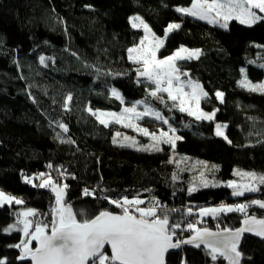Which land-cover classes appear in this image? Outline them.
I'll return each mask as SVG.
<instances>
[{
	"label": "trees",
	"instance_id": "trees-1",
	"mask_svg": "<svg viewBox=\"0 0 264 264\" xmlns=\"http://www.w3.org/2000/svg\"><path fill=\"white\" fill-rule=\"evenodd\" d=\"M188 6L190 0H0V189L24 201L0 206V259L7 264H31L28 258L19 259L21 249L11 247L24 240L22 232L3 231L16 223L17 213L36 209L37 216L30 218L50 224L54 193L34 186L40 181L35 173H48L58 184H67L66 201L89 218L102 210L120 212L105 196L140 194L148 204L155 197L167 209L181 210L170 213V222L185 226L183 233L177 231L182 239L191 235L183 221L192 223L197 216H186L189 206L247 199L233 196L225 186L191 193L188 189L205 164L219 183L235 180L237 171L264 174V93L238 83L245 74L254 84L264 83V20L251 26L231 20L223 29L175 10ZM134 15L141 16L158 36H164L169 23L181 24L168 35L160 56L181 45L201 50L198 59L181 61L180 68L209 94L202 107L218 109L214 120L197 121L171 108L166 95L167 106L148 95V82L137 77L138 65L128 59L127 49L143 36L130 23ZM113 87L125 103L147 100L161 111L182 137L175 148L139 150V136L134 137L136 146H129L121 138L126 136L124 131L113 143L122 130L101 125L87 110L120 111L123 103L111 95ZM217 91L224 94L223 102L216 98ZM69 94L72 100L66 110ZM58 122L67 125V133ZM217 123L227 125L231 144L215 135ZM143 124L162 125L150 118ZM68 140L75 143L61 142ZM22 173L33 183H25ZM84 189L95 190V195L85 196ZM248 197L264 200V185ZM250 211L249 215L264 217L257 206ZM242 219L235 212L207 216L198 227L236 229ZM46 231L50 234V228ZM36 246V241L30 245ZM238 250L243 254L240 264H264V240L245 234ZM167 264H225V259L218 256L213 261L203 246H188L170 254Z\"/></svg>",
	"mask_w": 264,
	"mask_h": 264
},
{
	"label": "snow or ice",
	"instance_id": "snow-or-ice-1",
	"mask_svg": "<svg viewBox=\"0 0 264 264\" xmlns=\"http://www.w3.org/2000/svg\"><path fill=\"white\" fill-rule=\"evenodd\" d=\"M175 10L182 15L219 25L223 29L228 28V22L231 20H238L241 24L249 26L264 20V15H260L264 14V0H190V6L177 7ZM131 19L138 21V23H132V27L143 28L144 35L138 44L127 49L128 59L139 65L136 68V74L138 78L143 77L144 81L148 82L150 86L148 95L167 106L162 95L166 93L167 100L172 102L171 108H178L181 113L186 112L189 116L195 117L197 121L214 120L218 109L209 113L200 107L201 100H207L209 94L203 90L202 85L190 78L182 81L181 76L187 77L188 73L182 72L178 67L180 61L198 59L202 54L201 50L188 49L181 45L171 55L158 58V52L164 47L168 35L180 29L181 24L169 23L164 29V38H161L141 17L136 16ZM40 62L45 63L43 56L40 57ZM240 71L244 73L243 68ZM238 83L249 91L264 93V83L253 84L247 79L246 74L244 79ZM186 88L190 91H185ZM111 95L123 103V97L116 88L111 89ZM215 96L223 102L222 92L217 91ZM71 100L72 96L69 94L64 103L66 110ZM139 104L144 105L143 111H137ZM87 110L105 127L110 123L123 124L124 127L135 128L144 136H150L152 143L141 146L139 150L162 151L161 143L170 145L174 149L176 142L182 139L175 135L176 129L169 124L161 111L151 107L147 100L136 101L131 107H125L119 113L93 110L90 107ZM144 117H153L167 124L169 131H160L157 135L155 132L150 133L147 128L138 127L133 122ZM58 126L64 133L68 132L66 124L58 122ZM226 127L227 125L216 124L215 135L223 137L231 144L232 142L222 131ZM120 136L121 133L117 132L113 137V143H118L116 137ZM123 140L131 141L129 146L137 144L132 137L124 136ZM61 142L75 143L72 140ZM205 167L207 168L206 164ZM216 167V165L211 166V168ZM208 170L211 171V169ZM236 174L247 177L248 182L239 184L235 181L227 182V187L233 189L232 195L235 197L258 192L260 191L259 185H264V174L239 171ZM21 175L25 183H33L32 177L24 173ZM60 175L63 176L64 172H60ZM38 176L41 182L34 186L48 188L54 193L55 204L51 208L50 224L29 219L37 216L38 213L36 209L28 208L16 214V223L3 229L4 232L13 230L23 232L27 239L11 247L21 249L19 259L30 258L32 264H166V254L169 250L178 249L185 244L194 245L196 248L203 245L213 261H216L219 256L228 260L229 264H240L243 254L238 248L243 234L252 233L264 239V218H257L255 214L249 215L248 211L253 206L264 210V200H251L237 204L222 203L217 207H199L200 217L215 218L220 214L240 213L243 215L240 221L241 227L212 231L208 227H198L197 223L187 222L185 219L183 225H186V230H189L191 235L182 239L177 237V231L183 233L185 226H182L180 221L170 222V213L181 210L167 209L155 197L148 206L142 207L145 200L140 198V194L132 198L122 195L115 199L105 196L103 199L120 209V212L102 210L89 218L83 210L74 211L72 205L66 201L67 184H58L51 176L45 179L44 173H39ZM200 183L208 187L212 182L205 178L204 172H201ZM188 191L189 193L194 192L196 188L190 187ZM83 194L92 196L95 195V190L84 189ZM13 203L22 205L24 201L0 191V206ZM191 215H193V208L189 206L186 216ZM78 216L81 219H78ZM198 223H203V221H198ZM49 228L50 234L46 231ZM30 229L34 230L30 231ZM33 241L37 243L35 249L30 247ZM106 246L110 249V255ZM0 264H7L6 259H0Z\"/></svg>",
	"mask_w": 264,
	"mask_h": 264
},
{
	"label": "rangeland",
	"instance_id": "rangeland-1",
	"mask_svg": "<svg viewBox=\"0 0 264 264\" xmlns=\"http://www.w3.org/2000/svg\"><path fill=\"white\" fill-rule=\"evenodd\" d=\"M259 14V13H258ZM260 15H264V14H260ZM136 16H139V15H134V16H132V17H136ZM131 17V18H132ZM139 17H141V16H139ZM130 18V23H131V25H132V23H138V21H133L132 19ZM142 18V17H141ZM194 18V17H193ZM143 19V18H142ZM197 19V18H196ZM144 20V19H143ZM145 21V20H144ZM201 21H204V22H207V21H205V20H201ZM146 22V21H145ZM230 22V21H229ZM228 22V23H229ZM147 23V22H146ZM172 23H179V22H172ZM148 24V23H147ZM211 24V23H210ZM149 25V24H148ZM214 25H216V24H214ZM245 25H247V24H245ZM149 27H150V25H149ZM151 28V27H150ZM136 29H140V30H142L143 31V28H136ZM152 29V28H151ZM153 31V30H152ZM154 32V31H153ZM143 35H144V31H143ZM158 36V35H157ZM159 37H161V38H164V36H159ZM138 44V43H137ZM135 46V45H134ZM133 47V46H132ZM185 47V46H184ZM186 48H188V47H186ZM188 49H191V48H188ZM161 50V49H160ZM171 55V54H170ZM165 57V56H164ZM158 58H163L162 56H160V51L158 52ZM181 62V61H180ZM180 62H178V67H180ZM138 67H139V65H138ZM181 69V68H180ZM182 72H184V71H182ZM143 78V77H142ZM144 79V78H143ZM185 79H189V77L187 76V77H185V76H181V80L183 81V80H185ZM191 79V78H190ZM192 81H195V80H193V79H191ZM196 82V81H195ZM254 84V83H253ZM185 91H190V89H188V88H186L185 89ZM162 95H166L167 96V94L166 93H164V94H162ZM122 96V95H121ZM140 101V100H139ZM134 103V102H133ZM133 103H131V104H127V103H125V100H124V98H123V107H122V109L123 108H125V107H131L132 106V104ZM200 107H201V109L203 110V111H205V112H212V111H207V110H205V109H203V107H202V100H201V102H200ZM93 110H97V109H99V110H101V111H105V112H116V113H119V112H121L122 111V109L120 110V111H112V110H107V109H100V108H92ZM143 109H144V105L143 104H139V105H137V111H143ZM145 118H150V119H153V120H155L153 117H144V118H142V119H140V120H134L133 122L136 124V125H138V127H141V128H147L148 130H149V132L150 133H152V132H155L157 135H159V133H160V131H169V126L167 125V124H163L161 121H158V122H160L162 125H160L159 124V126L158 127H150V126H148V125H145V124H143V120L145 119ZM157 121V120H156ZM217 124H219V123H217ZM109 125H114L115 127H117V129H118V131H120V130H122V131H120V133H121V136H122V132L124 131L125 132V134H126V136L127 137H132V138H134L135 136H139V139L140 140H142V145H146L147 143H152V140H151V137L150 136H144L142 133H140L139 131H137L135 128H128V127H124V125L123 124H115V123H110ZM222 125H225V124H222ZM222 131H224V133H225V135H226V128H224V129H222ZM171 134V133H170ZM175 135H177V136H180L179 135V133H178V131L176 130V133H175ZM122 138V140H123V137H121ZM135 139V138H134ZM135 141H136V139H135ZM127 142H130L131 143V141H127ZM137 143H138V141H136ZM141 145V146H142ZM163 145H165V146H170V145H167V144H163V143H161L160 144V146H163ZM171 147V146H170ZM172 148V147H171ZM198 168V167H197ZM201 172H204V175H205V178L208 180V181H210V182H212V183H210L209 184V186H212V187H219V186H225V187H227V182L226 183H219V182H217V181H215V179L213 178V177H211V175H209V173H208V171H207V169H206V167H203V166H201V168H200V173ZM239 172H243V171H239ZM200 173H199V175L197 176V178L195 179V184H194V186H192V187H195L196 189H199V188H204V186H202V184L200 183ZM48 176H50V175H48V173H46L45 174V179L48 177ZM39 178V177H38ZM52 178V177H51ZM53 179V178H52ZM40 180V179H39ZM54 180V179H53ZM233 181H235L236 183H247L248 182V178L247 177H241V176H239V175H237L236 174V179L235 180H233ZM41 182V180L39 181V183ZM56 182V181H55ZM58 183V182H57ZM213 185H215V186H213ZM208 186V187H209ZM260 186L261 185H259V188H260ZM231 189V188H230ZM232 191H233V189H231ZM0 191H3V190H1L0 189ZM4 193H6L5 191H3ZM256 193V192H255ZM255 193H245V195L244 196H242V197H237V198H244V197H246L245 199L246 200H241V201H239V202H236V203H233V204H237V203H245V202H248V201H251V200H254V199H252V198H249L248 196H250V194H255ZM6 194H8V193H6ZM10 195V194H9ZM13 196V195H12ZM16 197V196H15ZM18 198V197H17ZM249 199V200H248ZM222 204V203H221ZM223 204H229V203H226V202H223ZM149 204L148 203H146V201H145V204L144 205H141L142 207H145V206H148ZM220 205V204H219ZM219 205H215V206H204V207H217V206H219ZM26 210V209H25ZM25 210H23V211H25ZM249 211V214H251V211H250V209L248 210ZM193 213H196L197 214V216L196 217H194L193 218V220H192V223H195V220H197V221H203L206 217H200L199 215H198V208H194L193 209ZM242 215V214H241ZM219 216H222V214H220ZM218 216V217H219ZM29 219H31V218H29ZM197 226H198V223H197ZM32 229H30V231H31ZM14 231V230H13ZM22 232V231H21ZM22 234H23V232H22ZM23 238L24 239H27V237H25L24 236V234H23Z\"/></svg>",
	"mask_w": 264,
	"mask_h": 264
},
{
	"label": "water",
	"instance_id": "water-1",
	"mask_svg": "<svg viewBox=\"0 0 264 264\" xmlns=\"http://www.w3.org/2000/svg\"><path fill=\"white\" fill-rule=\"evenodd\" d=\"M264 211V210H263ZM258 218V217H257ZM264 218V217H263ZM240 227H241V225H240ZM239 227V228H240ZM212 231H215V230H212ZM245 234H247V235H249V236H252V237H255V238H260V237H258V236H256V235H254V234H252V233H244L243 234V236L245 235ZM243 236H242V238H241V240H240V243L242 242V239H243ZM187 238V237H186ZM174 239H176L175 237H174ZM260 239H262V238H260ZM262 240H264V239H262ZM240 243H239V245H240ZM188 246H194V245H188V244H185V245H181V247L180 248H178V249H172V250H169V252L166 254V264H167V258H168V256L170 255V254H172V253H176V252H179L182 248H185V247H188ZM203 246V245H202ZM204 247V246H203ZM106 250L108 251V253L110 254V249H108L107 248V246H106ZM29 260H30V258H28ZM31 261V260H30ZM31 264H32V262H31ZM225 264H229V261L228 260H226L225 259Z\"/></svg>",
	"mask_w": 264,
	"mask_h": 264
},
{
	"label": "built area",
	"instance_id": "built-area-1",
	"mask_svg": "<svg viewBox=\"0 0 264 264\" xmlns=\"http://www.w3.org/2000/svg\"><path fill=\"white\" fill-rule=\"evenodd\" d=\"M38 174H39V173H35L34 176H35V177H39ZM195 223H198L197 220H195Z\"/></svg>",
	"mask_w": 264,
	"mask_h": 264
}]
</instances>
